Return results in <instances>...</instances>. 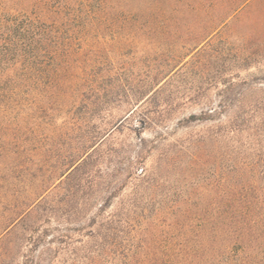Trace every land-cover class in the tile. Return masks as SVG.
<instances>
[{
	"label": "rangeland",
	"instance_id": "rangeland-1",
	"mask_svg": "<svg viewBox=\"0 0 264 264\" xmlns=\"http://www.w3.org/2000/svg\"><path fill=\"white\" fill-rule=\"evenodd\" d=\"M63 1L36 0L18 15L50 19V29L60 27L75 35V51L63 59L67 77H74L73 87L85 81L88 85L96 71L107 78L95 112L69 115L75 118L70 120L73 124L80 117L79 129L61 127L66 117L59 100V111L43 114L32 111L43 102L30 92L5 98L7 112H0V264H47L57 249L60 256L53 263L71 264L73 249L90 241L87 235L95 217L120 209L129 216L151 200L149 209L157 215L145 224L157 234L147 231L141 240L162 247L169 260L173 218L186 211L196 213L225 195L228 182L240 180L237 169L256 163L264 152V125L261 136L253 129L262 125V112L252 109L264 98V0H206L198 10L185 5L166 19L137 18L135 12L132 18L128 13L162 0H122L121 8L110 7L109 15L92 19L80 16L77 6L57 25L55 17L65 10ZM10 4L22 10L17 0ZM11 11L5 15L9 21L18 13ZM206 35L203 44L158 85L160 73L191 53L188 50ZM41 81L25 76L0 86L9 92L17 86L43 85ZM19 102L25 105L22 111ZM210 112L213 116L205 115ZM243 113L255 121L251 129L239 132L241 122H235ZM47 120L55 121L56 128L46 126ZM106 133L104 157L89 177L75 181L80 187L70 198L61 202L68 188L65 175L45 194L56 209L32 214L27 230L18 221L10 227L90 144V137Z\"/></svg>",
	"mask_w": 264,
	"mask_h": 264
},
{
	"label": "trees",
	"instance_id": "trees-1",
	"mask_svg": "<svg viewBox=\"0 0 264 264\" xmlns=\"http://www.w3.org/2000/svg\"><path fill=\"white\" fill-rule=\"evenodd\" d=\"M11 1L0 0V83L20 80L26 76L27 79L32 81L43 80V82L41 81L43 85H35L36 83H34L33 86L29 85L28 87L17 86L9 92L0 86V112H7V109H4V105H2L7 96L21 97V95L26 96V94L31 93L36 99L39 98L40 102H43L42 105L36 104L37 107L32 109L34 113H55L59 111L57 103L60 102V106L63 105L60 109L61 114L66 117L61 127L67 129V127L77 126L79 129L81 123H83L77 124L80 117H77L74 124L70 120H74L73 116L78 115L83 110L84 113L90 112V114L97 110L96 105L101 98L102 83L107 77L102 76L100 71H96L93 73V79L88 85L85 81L79 86L73 87L71 82L74 77H67L63 70V59L68 57L67 53L69 51H75L77 44L75 35L72 33L67 34L60 27L59 30L50 29L46 26L50 19L45 21L42 18L37 19L18 15L19 13H26L30 7L29 4L32 2L34 6L36 0H17V2H20L18 6L22 9L21 11L14 9V5L10 4ZM121 1L64 0L61 7L66 12L61 9L60 14L55 17V22L58 25L61 24V21L68 19L70 10L77 6L81 8L80 16L88 19H92L94 16H107L110 13V7L112 9L113 7L116 9L121 8ZM159 2L156 6L148 3L145 7H133L128 13L132 18L137 16L135 13H138L137 18L143 15L145 17L166 19V17L170 18L178 15L185 5L198 10L206 0H162ZM96 8L98 10H95ZM11 10L18 13L12 15L14 18L9 21L5 15L12 12ZM210 33H208V36ZM208 36L206 35L200 39L194 45V48L189 49L188 51H192L191 53L185 54L168 70L160 73L161 77L158 85L175 72L193 51L203 44ZM22 72L25 73L21 75ZM18 75L21 77H18ZM19 103L23 105V108L21 105L18 107L19 111H22L25 105L23 102ZM239 105L244 111L246 106L243 103ZM252 107L255 112H258V110L262 112V115H258L262 125L259 124L253 127L255 135L261 136L260 128L264 125V98L258 99ZM71 114L73 115L72 118H68ZM212 114L213 112L205 113L209 117L213 116ZM246 114L243 113L238 118L240 121L235 122L236 124L241 122L236 131L242 132L245 129H251L249 126L255 121V117ZM247 116H249V119H245ZM81 120L86 123L84 118ZM54 122L53 120H47L45 125L50 129H55ZM106 135L107 133L90 137V144H87L82 152L71 161L69 166L60 172L55 182H50L43 187L40 194L26 205V208L10 227L18 221V224L27 230V221L32 214H45L48 210L53 211V209H56L52 203H48L45 194L65 175H67L64 179L65 183L64 181L60 183L68 185V188H65L66 193L61 202L70 198L76 188L80 187L78 183H81V177H89L88 175L94 171L97 163L104 157L102 145L105 142L103 139ZM259 140L262 139L259 138ZM261 149L264 150V147H261ZM7 152L4 151L3 154H10V152ZM263 155L264 152L259 156L260 160L251 166L242 165L237 169L236 173L239 175L240 180L231 181V184L230 181L228 184L226 183L228 191L225 195L214 199L209 205L205 204V209H199L196 213L190 214L189 211H186L180 217L173 218L171 230L174 229L175 232L173 230L169 242L168 252L171 255L169 260L164 257L167 254L163 252L162 247L153 248V243L148 241L143 243L141 240L147 231L151 235L154 232L156 233V229L152 232V229L145 224L157 215L155 210L152 209L151 211L149 209L150 203L154 202V200H151L146 207H135L136 209H133L129 216L126 215L124 209H120L108 217H103V212L99 215V217H102L100 221H98L99 217H95L87 235L90 241L83 248L73 249L72 256L74 257L71 264H81L83 258L87 259L84 264H264ZM243 176H246V178H242ZM77 179H79L78 183H76ZM204 202L207 203V200ZM38 244L39 242L35 245V250ZM159 244H162V241ZM51 250V248L47 249V251ZM59 251L60 249L56 250L47 264H56L53 262L56 256H60ZM82 252L86 256L81 258L78 255ZM44 262L41 261L42 264ZM62 264H67V260H64Z\"/></svg>",
	"mask_w": 264,
	"mask_h": 264
}]
</instances>
